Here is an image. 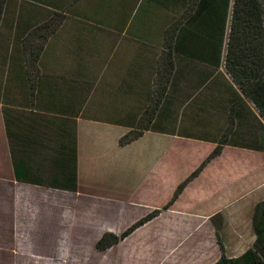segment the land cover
I'll return each instance as SVG.
<instances>
[{
    "label": "rangeland",
    "instance_id": "1",
    "mask_svg": "<svg viewBox=\"0 0 264 264\" xmlns=\"http://www.w3.org/2000/svg\"><path fill=\"white\" fill-rule=\"evenodd\" d=\"M62 1L63 7L69 3L73 6L58 8L50 3V7L44 9L49 12L45 21L61 15L57 30L63 25L68 31H77L85 23L96 24L80 13H89L90 0ZM36 2L6 0L7 11L29 10L31 3ZM259 3L264 27V0ZM72 10L75 13H70ZM231 22L232 8L224 55ZM42 23L33 24L21 40ZM20 42L27 82L24 97L30 108H35L37 85L32 101L26 57ZM72 43L67 41L64 46L55 47L51 42L52 50L48 47L46 53L44 47L37 63L39 76L45 68L52 72V67L54 72H71L74 66H64L65 61L78 63L75 68L84 62L87 71L94 76L112 72L104 71L107 65L98 64L99 59L107 60V49L101 50L94 44L80 51ZM1 49L0 102L3 108H8L10 102H20L22 98L5 93L14 80L5 75L4 68L8 66H2L1 54L5 56V52ZM6 52V56L17 54L14 50ZM221 68L223 73H217L215 68L198 72L206 80L205 95L191 96L193 90L187 89L179 92L176 106H180V113H172L165 119L166 126L158 130L162 144L157 145L145 137L140 145L132 146L133 151L165 154L163 160L154 162L158 167L136 173L142 178L137 188L117 185L122 170H116L109 181L97 172L100 169L97 166L87 164L82 170L80 160L74 175L65 167H55L53 159L60 154L61 147L60 137H54L59 132L58 122L52 123V131L45 128L52 137L41 140L39 133H35L36 128H30L37 124L35 118L29 124L23 116L27 128L21 137L16 128L17 110L3 111L4 128L0 121V264H56L58 260L67 261L66 264H214L223 250L230 257H238L252 247L256 239L255 207L264 201V118L241 93L224 66L218 70ZM239 100L242 103L235 113L233 130L223 146L220 138L229 125L230 108ZM170 102L169 96L164 110ZM168 109L163 117L167 116ZM68 146L75 147V144L68 143ZM132 147L115 151L125 153ZM88 166H91L90 171L85 173ZM147 218L150 220L118 244L106 249L98 246L103 235L120 237ZM50 240L53 249L50 255L44 256L41 252ZM47 257L51 263L44 260Z\"/></svg>",
    "mask_w": 264,
    "mask_h": 264
},
{
    "label": "crops",
    "instance_id": "2",
    "mask_svg": "<svg viewBox=\"0 0 264 264\" xmlns=\"http://www.w3.org/2000/svg\"><path fill=\"white\" fill-rule=\"evenodd\" d=\"M78 1L75 0V2ZM90 1L89 13H80L86 17H94L97 20L96 24L88 23L87 25L85 23L77 31L69 30L71 32L68 35L69 31L63 25L49 38L44 53L51 42L55 47H62L65 42L70 41L76 44L80 51L90 46L94 47L95 44L101 50H108L107 60L100 61L99 59L98 64L107 65L104 71L111 70L112 72L94 76L87 71L84 62L81 67L75 68L78 63L65 61L63 65L74 66L71 68L73 70L59 73L54 72L53 67L52 72H48L43 65L44 70L37 81L35 108H30L31 106L24 97L27 96V82L23 71L20 41L33 24L44 22L49 17V12L44 10L45 7H50L51 3L52 6L62 8L63 1L45 0L44 4L31 3L32 8L21 12H8L7 5H5L0 23V37H2L0 47L5 52V56L1 54V58L3 59L2 66L5 64L8 66V69L4 68L6 77L14 80L13 86L10 85L9 89H5V93L15 98H22L20 102L17 101L19 103L10 102L11 106L8 108L17 110L19 114L17 117L19 123L16 125L19 136L26 134L27 126L22 120L23 116L27 117L26 122L29 124L31 119L35 118L37 124L30 128H36L35 133H39L38 137L41 140L52 137L50 131H45V128L49 127L52 131L50 127L52 123L58 122L59 132L55 133L54 137L58 135L61 144L65 145V147H60V152L63 154L60 155L61 160L67 159L66 145L69 139H75L78 147V161L84 162L82 170L85 165L91 164L100 168L102 176L106 177L109 170L121 168L128 173L125 184L137 188L142 178L140 179V175L137 176L136 173L158 167L154 162L163 160L165 154L132 150L116 153L115 150L118 149L119 138L135 126L140 114L150 103L157 60L162 48L151 43V40L157 36H152L149 29L153 28L156 32L158 26H162L163 14L158 16L156 12L154 22H149L145 7L140 9L143 0ZM68 6L73 5L69 3L65 7ZM7 17L9 19L5 20ZM52 47L50 46L49 50H52ZM7 50H14L17 54L13 55L12 51L9 56H6ZM174 62V74L151 129L139 140L125 147V150L131 149L133 145H140L145 137L150 138L157 145L162 144L158 130L166 126L165 119L168 120L172 113H180V106H176L180 91L193 90L191 96L205 95L206 80L202 79L198 72L206 69L210 71L211 67L178 54L174 55ZM53 63L61 64L62 61L58 63L53 61ZM110 65L113 66L109 68ZM217 73H223V69L221 68ZM169 96L171 102L170 105H166V109L169 106L170 108L167 116L163 117L166 112L164 104ZM2 104L0 102V121L1 128H4L3 111L9 109L3 108ZM117 161L119 164L116 163ZM90 167L88 166L85 173L90 171ZM47 261L51 263L52 260ZM66 263L67 261L64 263L63 260H58L56 264Z\"/></svg>",
    "mask_w": 264,
    "mask_h": 264
},
{
    "label": "trees",
    "instance_id": "3",
    "mask_svg": "<svg viewBox=\"0 0 264 264\" xmlns=\"http://www.w3.org/2000/svg\"><path fill=\"white\" fill-rule=\"evenodd\" d=\"M35 1L44 4L45 0ZM5 5L6 0H0V23ZM144 7L149 22H154L156 12L158 16L163 14V24L158 26L157 33L153 28L149 29L152 36H157L151 40V43L161 47L162 52L157 61L150 103L135 126L119 138L118 150H123L139 140L151 129L175 71V54L215 68L217 71L224 66L226 73L231 76L241 93L256 106L264 118V27L259 0H143L140 9ZM231 8L232 22L224 55V41ZM70 13H75V11L72 10ZM84 17L90 21H97L94 17ZM61 21V15L56 14L55 17L33 29L22 40L32 101L40 73L37 63L47 40L52 32L58 29ZM241 103L242 100H239L230 108L229 125L220 138V144L223 146L227 144V139L233 130L235 113ZM70 143L75 144V147L66 145L67 159L61 160L60 155L63 154L60 152L53 159V164L58 168H67L70 174L74 175L77 169L78 150L75 139H69ZM61 147L65 145L61 144ZM116 163L119 164L118 161ZM120 169L109 170L107 179L111 181L113 173ZM97 172L101 174V170ZM127 174V172L119 174L117 185L134 188L130 184H125ZM94 177L96 178V175ZM149 220L150 218H147L134 224L120 237L111 234L103 235L98 246L106 249L118 244L121 239ZM254 232L256 239L252 247L238 257H230L223 250L222 256L214 264H264V201L255 207ZM46 238L48 239V235ZM52 249L50 240L41 253L48 256ZM47 258L44 260H51Z\"/></svg>",
    "mask_w": 264,
    "mask_h": 264
}]
</instances>
